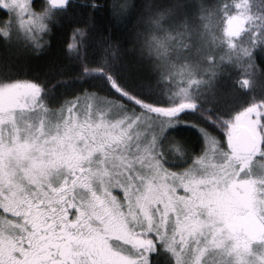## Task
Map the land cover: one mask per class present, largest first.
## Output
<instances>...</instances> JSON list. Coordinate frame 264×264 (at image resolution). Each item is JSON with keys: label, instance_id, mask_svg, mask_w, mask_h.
<instances>
[{"label": "snow or ice", "instance_id": "obj_1", "mask_svg": "<svg viewBox=\"0 0 264 264\" xmlns=\"http://www.w3.org/2000/svg\"><path fill=\"white\" fill-rule=\"evenodd\" d=\"M0 11L37 56L71 29L50 75L0 68V264H264V0Z\"/></svg>", "mask_w": 264, "mask_h": 264}, {"label": "trees", "instance_id": "obj_2", "mask_svg": "<svg viewBox=\"0 0 264 264\" xmlns=\"http://www.w3.org/2000/svg\"><path fill=\"white\" fill-rule=\"evenodd\" d=\"M81 3L86 2V0H80ZM101 2V0H97ZM131 3L140 5L142 0H130ZM4 13L0 11V17H3ZM135 14L129 20V27L134 23ZM55 35L43 36L41 43L43 41H50L52 43V48L48 53L38 54L31 51L34 44L27 42L22 36L14 37L12 42L5 46L3 41L0 40V68L11 67L18 72L27 74L29 76L42 77L46 74L50 75L48 72V61L50 57L60 51V41L65 39V32H67V37L71 38V29H64L60 25L56 26ZM145 53V57H146ZM261 54L257 50L256 60L257 63L260 62ZM145 61L141 58V53L134 49H129L125 46L122 56L120 57L119 63L114 65L116 73L128 84H133L134 80L130 77V73H136L143 71V65ZM75 86V85H73ZM66 91L70 92L71 88ZM60 99V93L57 92L55 96L49 97V102L55 103ZM182 133H188L190 130L181 129Z\"/></svg>", "mask_w": 264, "mask_h": 264}, {"label": "rangeland", "instance_id": "obj_3", "mask_svg": "<svg viewBox=\"0 0 264 264\" xmlns=\"http://www.w3.org/2000/svg\"><path fill=\"white\" fill-rule=\"evenodd\" d=\"M21 36L23 37V35H21ZM43 36H44L43 34L37 32V34H36V39L39 40V41H41ZM23 38H24V37H23ZM24 39H25V38H24ZM25 40H26L27 42L33 44L31 40H29V39H25Z\"/></svg>", "mask_w": 264, "mask_h": 264}]
</instances>
